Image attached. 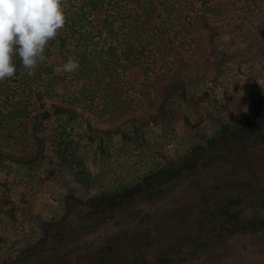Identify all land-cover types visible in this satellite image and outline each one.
Returning a JSON list of instances; mask_svg holds the SVG:
<instances>
[{
	"label": "rangeland",
	"instance_id": "374dc122",
	"mask_svg": "<svg viewBox=\"0 0 264 264\" xmlns=\"http://www.w3.org/2000/svg\"><path fill=\"white\" fill-rule=\"evenodd\" d=\"M247 1L236 0L224 24L247 22L254 32ZM224 31L221 25L202 55L181 40L168 44L198 67L208 93L197 104L200 122L178 110L165 121L158 108L168 89L158 78L164 63L144 57L122 77L130 107L115 118L97 104L79 107L66 149L57 143L68 135L52 133L51 119L41 130L29 127L23 152L37 164L0 166L1 264H264V109L255 118L250 105L264 102V48L257 45L264 36ZM55 49L54 69L65 62ZM101 84L99 72L86 81L97 93ZM136 127L145 152H159L161 162L141 158L134 143L129 154L118 153L122 132Z\"/></svg>",
	"mask_w": 264,
	"mask_h": 264
},
{
	"label": "trees",
	"instance_id": "16d2710c",
	"mask_svg": "<svg viewBox=\"0 0 264 264\" xmlns=\"http://www.w3.org/2000/svg\"><path fill=\"white\" fill-rule=\"evenodd\" d=\"M261 1H247L251 16L257 22L255 31L251 32L247 22L224 24L229 7L234 8L236 0H227L229 6L211 0H67L64 9L67 22L55 40L49 42L45 61L35 69V74L27 75L17 56L14 57L15 76L0 82V135L4 140L0 144V166L19 162L33 168L37 164L34 158L24 156L23 144L29 127L41 130L44 120L54 122L52 133L59 131L58 135H68L66 142L57 143L58 149H66L75 125L81 120L79 107L97 104L98 113L117 117L132 101L123 91L122 77L131 68L142 65L144 57H157L164 63L163 73L158 78L167 81L168 89L158 100V108L166 116L165 121L170 123L172 118L168 119V114L178 112L187 121V113L191 111L200 122L197 104L208 93L201 89L198 67L182 57L180 49L168 46L169 42L173 46L181 40L184 46L192 47L191 55H202L221 35V25L226 34L255 41L264 36V0ZM176 24H179L177 28ZM257 45L260 51L264 48L260 43ZM53 48L60 60L64 58L66 62L74 57L79 61V70L69 74V79L60 78L49 63ZM171 55L175 57L172 62L169 61ZM96 72L102 78L98 93L86 85ZM57 87L63 89L62 94L54 91ZM146 99L151 104L156 102ZM251 101L254 117L259 118L264 109L263 99ZM134 131L133 134L122 132L125 141L118 153L129 154V143H134L140 148L141 158L161 162L159 152H145V142L135 136L138 128ZM119 185L124 187L125 183ZM128 189L130 187H126L123 195Z\"/></svg>",
	"mask_w": 264,
	"mask_h": 264
},
{
	"label": "clouds",
	"instance_id": "9594fccd",
	"mask_svg": "<svg viewBox=\"0 0 264 264\" xmlns=\"http://www.w3.org/2000/svg\"><path fill=\"white\" fill-rule=\"evenodd\" d=\"M67 0H0V82L16 74L14 57L27 75L45 61V50L67 22ZM80 63L74 57L57 66V74L74 73ZM55 92L62 94L57 87Z\"/></svg>",
	"mask_w": 264,
	"mask_h": 264
}]
</instances>
